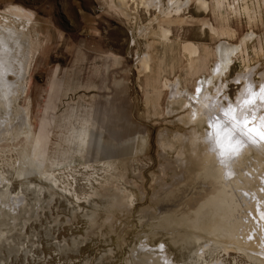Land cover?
Returning <instances> with one entry per match:
<instances>
[{
  "label": "rangeland",
  "instance_id": "1",
  "mask_svg": "<svg viewBox=\"0 0 264 264\" xmlns=\"http://www.w3.org/2000/svg\"><path fill=\"white\" fill-rule=\"evenodd\" d=\"M191 1L167 19L132 0H0V25L20 20L24 51L10 45L27 69L25 89L6 108L0 92V179L8 181L0 180V264H254L244 252L219 254L194 223L214 181L227 194L231 185L237 201L263 186L264 155L245 152L225 186L203 141L208 122L165 86L179 81L198 95L219 42L238 45L253 32L219 99L238 103L242 64L253 66L260 90L264 0H226V19L214 16V0ZM190 41L197 57L182 52Z\"/></svg>",
  "mask_w": 264,
  "mask_h": 264
},
{
  "label": "bare ground",
  "instance_id": "2",
  "mask_svg": "<svg viewBox=\"0 0 264 264\" xmlns=\"http://www.w3.org/2000/svg\"><path fill=\"white\" fill-rule=\"evenodd\" d=\"M126 1L128 0H119L120 4L122 5H126L127 3ZM132 1L137 4H141V6L145 8L148 12L150 11L151 8H153L162 17H165L167 19H171L174 17H180L181 13L184 10H187V8L190 7L191 2H192L191 0H168L167 2L166 0H140V2H138V0H132ZM214 1H215L214 4L216 6V11H214V16H219L223 19H226L225 17L226 15L224 16V13L222 12L223 11L222 7L225 5L226 0H214ZM114 5L111 4V7L112 8L115 7ZM200 7L203 9L209 8V2L204 1L203 3H200ZM245 7L246 6H244L243 8ZM233 9H236V8L234 7ZM235 12L237 11L235 10ZM6 20L9 21L8 19ZM17 21H20V20H16L14 22V25L9 26V27L7 26L4 27V25L2 27L0 25L1 26L0 29L3 32L6 31L7 35L8 33L9 35H11V36L9 35L7 36L5 33L0 32V92L5 93L1 95L2 100H3V105L5 106V108L7 107V104H10L15 100V97L18 94V89H21V90L25 89L24 79L26 77V72H27L26 64L23 63L22 60H19L17 55L14 54L15 52H13L14 50L10 45V42H11L10 40H13V41L15 40L17 43L19 42V40L21 41V35L15 27V24ZM31 24L32 23L30 21L29 25ZM26 26L28 28V25ZM159 27H160L159 29L161 33V41L169 42L172 36V32L170 28H167L161 24L159 25ZM208 28L212 32L216 33L218 36L222 34V32L219 31L218 28L213 25V23H209ZM147 30L149 31V29ZM255 38H256V34L251 32V33H248L241 40V43H239L238 45L231 44L230 42L226 40H221L216 48L218 63L217 64L211 63V65L208 67V73L206 75V78L198 86V90L200 89L198 95L193 96L192 94L184 93L182 90H180L181 85L179 81H175V82L167 81L168 84H166L165 87L171 90L170 92L172 93L174 98L177 97L180 100L182 98L186 102V105L191 106L190 108H193L196 114V117H197L196 120L198 122L206 120V122H208L206 124H209V126L215 125L217 124V122L222 124L225 119L222 115V111L228 108L230 105L236 109V115L239 117H242L244 113H247L250 111L248 105L242 104V101L248 96L249 91L259 93V90L255 91L253 87L256 85V82L253 81V76L256 74L252 68L253 66H249V64H247V66L246 65L244 66L242 64L241 65L243 66L242 68L246 67V69L244 70V72L241 71L238 74L237 78L233 80V82L236 81L237 83H241L242 85H245L243 92L242 94H240V98L238 99L239 100L238 103H235L234 101L226 102L224 100L225 102L223 104L222 99L221 98L219 99V95L223 91V89L227 87L226 86L228 85L227 80H230L231 77H233V75L228 76L233 67L232 65L235 64L236 60H239L240 63H243L244 56L248 54L249 46L252 45L251 43ZM18 46L20 50L24 51L23 45L18 43ZM181 49H182V52H187L190 58L197 57L199 53V45L191 41L183 43L181 45ZM29 53H30V50H29ZM29 53L28 54L26 53V54L29 56ZM26 54L25 52L23 54L20 53L22 57H25ZM149 60H150L149 55L145 54L144 59H143V69L144 70H145V67H147ZM200 60H202V57L200 58ZM11 74L16 77L15 82L12 81V79L8 77ZM207 76L209 77L207 78ZM218 83H219V86H217ZM262 83H264V80ZM262 83H261V86L263 85ZM212 86H215L214 88H216L217 90L219 89L217 94L214 96H212V92L211 94L207 92L208 89H210V87ZM181 89H185V88L183 87ZM258 108L259 110L256 113V116H257L256 124L264 125V106L258 105ZM2 128L3 127L0 124V136L2 135L1 133ZM209 129L212 131L211 128ZM209 133L210 131L208 130L206 136L204 135L203 141L206 142V144L209 146V149H213L216 154L215 156L217 160L216 163L217 164L219 163L220 175L223 179H226V181L224 180L223 184L228 183L227 178L229 176L227 177L226 173L232 172V168L235 166L236 161L238 162V160L241 159L242 156H244L245 152L249 153L251 149L254 148L256 149L257 152L261 153V155H264V140H260L259 138H255L253 140L249 138L247 135H243L240 137L239 143H234L231 145V147H228L226 141H222L221 145L218 146L216 144V140L214 136L211 139L209 138ZM89 141L91 142L92 145L93 144L95 145V140L93 141L91 139ZM207 156L212 158L213 153L211 154V152L209 151V154H207ZM253 179H251L252 182L254 181ZM1 181H2L1 184H3L7 180L3 179ZM6 183H8V181ZM261 183L263 184V186H260V184L257 185L256 188L252 191V193L249 194V196L248 195L245 196L244 194L238 196L239 198H241L239 202L237 201L238 199L237 200L235 199L236 195L235 197H232L233 195L231 196V193L233 192V190H231L232 188L231 185H229L230 189H228V185L227 187H225L227 188V190H229V192L232 191L229 195V192L227 194L224 191V189L220 188L221 185L218 186L219 184H217L214 181L213 187H212L214 194L212 193L213 195H210L211 197L209 196L210 197L209 201L206 202L204 206L201 208L198 214L197 220L194 223L195 224L194 228L196 229L194 230L202 231L203 233L208 234L210 236L209 238L210 243L211 244L214 243V245L216 246L215 248L217 252L218 251L220 252L219 254H221V252H223L224 254H227L230 250L231 251L236 250V252L238 251L240 253L241 252L246 253L247 256H249L250 259L253 260L254 264H264V207H263L264 206V177L261 178ZM237 187H240V186L237 185ZM243 188L241 187V189ZM238 193L239 192H237V195H239ZM260 193H263V194L261 195ZM11 211H13V209ZM201 256L200 258H202ZM221 256L222 255H219V257Z\"/></svg>",
  "mask_w": 264,
  "mask_h": 264
},
{
  "label": "snow or ice",
  "instance_id": "3",
  "mask_svg": "<svg viewBox=\"0 0 264 264\" xmlns=\"http://www.w3.org/2000/svg\"><path fill=\"white\" fill-rule=\"evenodd\" d=\"M242 104L248 105L250 109L242 117L237 116L236 109L230 105L222 111L224 122L222 124L217 122V124L209 126L212 129L209 138L214 136L218 146L222 141H226L227 146L231 147L232 144L239 143L240 137L243 135H247L253 140L255 138L264 140V125L256 124L258 105L264 106V85L260 87L259 93L249 91Z\"/></svg>",
  "mask_w": 264,
  "mask_h": 264
},
{
  "label": "crops",
  "instance_id": "4",
  "mask_svg": "<svg viewBox=\"0 0 264 264\" xmlns=\"http://www.w3.org/2000/svg\"><path fill=\"white\" fill-rule=\"evenodd\" d=\"M236 72H237V71H236ZM234 74H236V73H234ZM234 74H233V75H234Z\"/></svg>",
  "mask_w": 264,
  "mask_h": 264
}]
</instances>
